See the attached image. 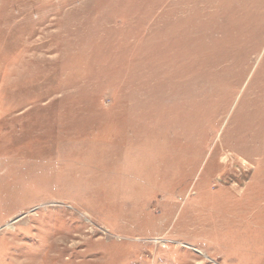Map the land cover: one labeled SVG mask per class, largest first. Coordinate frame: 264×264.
I'll return each mask as SVG.
<instances>
[{
  "label": "rangeland",
  "instance_id": "rangeland-1",
  "mask_svg": "<svg viewBox=\"0 0 264 264\" xmlns=\"http://www.w3.org/2000/svg\"><path fill=\"white\" fill-rule=\"evenodd\" d=\"M0 264H264V0H0Z\"/></svg>",
  "mask_w": 264,
  "mask_h": 264
}]
</instances>
